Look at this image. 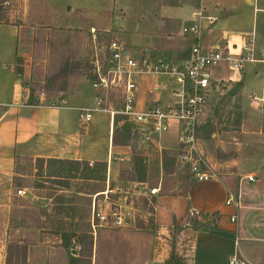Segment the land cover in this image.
<instances>
[{
  "label": "crops",
  "instance_id": "0c3cea01",
  "mask_svg": "<svg viewBox=\"0 0 264 264\" xmlns=\"http://www.w3.org/2000/svg\"><path fill=\"white\" fill-rule=\"evenodd\" d=\"M38 1L23 0L20 20L0 23V174H8L16 155H30L35 159H73L105 163V179L113 185V181L117 182L114 171L118 162L129 160L137 147V144L113 142L114 123L106 113L95 112L86 126H80V108L92 106L94 91L90 84L89 94L84 97L81 93L84 98L77 100L86 72L82 63H75L78 57L74 58L71 54L58 58L65 60L64 63L68 60L78 66L74 73L79 79L75 78L74 86L71 87L74 88L72 95H75V99L67 91L73 79L68 76L72 78L66 81V92L64 98L60 99L61 103L45 105L41 98L36 104L28 102L22 78L34 58L35 31L40 21H59L61 27L77 29L80 39H75L71 47L75 43L84 52H93H90L92 57L89 70L92 76L98 67H105L108 43L112 39L122 43L128 53L176 63L189 58L195 43L205 49H222L226 45L239 44L254 31L251 29L247 32L244 28L250 22H257L248 21L252 5L250 0H144L142 7L137 5L142 0H49L46 9L50 11L36 15ZM253 2L254 11L259 10L255 7L256 2L264 6V0ZM200 9L217 16V21L204 26L199 37L184 34L183 26L190 23L191 14ZM125 21H146L149 24L144 34L147 39L145 44L137 41L128 46L124 43ZM104 35L110 36V40L98 48ZM48 43L49 40L44 38L45 57L52 58L55 55L49 52ZM261 51L264 52V48ZM18 58L23 68L21 74L16 71ZM52 60L49 65L53 63ZM63 73L71 75L73 71L64 69ZM248 73L256 77L259 71L252 64L241 71L221 64L212 69V86L219 81L242 80L244 91L253 92L263 99L264 78L256 84L251 77L246 79ZM166 80V77H160L157 81L159 86L151 90L155 79L140 77L136 93L138 107L171 102V86L166 85ZM177 133V125L173 124L167 132L154 135L147 142L158 145L162 155L168 152L175 139L177 153ZM258 133L260 138L256 140L238 142L235 158L230 164L226 163L230 170L214 171L215 176L207 182H197L190 178L180 193L157 192L151 228H136L133 219L135 214H139L145 223L149 216L147 211L133 205L134 200L149 195L145 185L147 183L140 184L138 192H133L131 188L137 183L129 182L126 193L112 196L132 217L129 230L125 232L132 238V248H135L137 237L139 241L144 238V243L136 244L138 250H143L139 264H227L228 258L234 253L248 264H264V133L261 130ZM243 143H249V146L243 149ZM161 171L160 166L159 187L164 183ZM248 176H253L254 180L249 181ZM102 185L105 190V180ZM134 193L136 195H131ZM229 197L238 199L239 206L227 205L225 201ZM38 199L45 198L32 196V200ZM47 199L51 201V198ZM231 217L235 221H231ZM9 219V211L0 208L3 233L0 240V264L6 263L7 245L12 239L7 231L10 228L19 234L17 242L26 247V264H65L60 234L49 233L48 237L43 232V225L28 227L11 224L10 227ZM106 230L108 233L115 229H100L95 234L90 229L95 242L94 254L96 241L102 240L100 233ZM58 249L62 250L61 257H58Z\"/></svg>",
  "mask_w": 264,
  "mask_h": 264
},
{
  "label": "rangeland",
  "instance_id": "374dc122",
  "mask_svg": "<svg viewBox=\"0 0 264 264\" xmlns=\"http://www.w3.org/2000/svg\"><path fill=\"white\" fill-rule=\"evenodd\" d=\"M250 1L252 5H250L248 21L257 22L254 24L250 22V24L244 29H246L247 32L252 31L251 29H254V31L252 32L256 53L264 55L263 51H261L260 53V50H263L264 48V6L256 2L255 7L259 8V10L254 11V0ZM48 2L49 0L38 1L36 15H41V13H48L50 11L46 9V7L48 6ZM143 2L144 0H142V4L138 2L137 5L142 7ZM22 3L23 0H9L7 3L3 4L4 9L2 10V13L8 17L10 22H18L20 20V14L23 7ZM122 13L124 15L125 12L122 11ZM252 14H254V19H252ZM57 22L58 23L40 21V26H38L35 31L37 35L35 38L36 41L34 42V58L32 64H30V67L27 68V72L24 73L22 78L24 87L26 88V91L28 93L27 100L32 104L38 103L40 98L41 102L45 105H52L58 102L61 103L60 99L64 98L66 92L64 89L66 81L67 79H70L72 77L73 79L69 82L67 91L69 90L68 92H70L71 95L74 94V88L71 87L74 86L73 83L75 82V78L78 77V75L74 73V70L78 68V66L76 65L77 61L84 65V71L86 72L83 76L85 77V80H83L81 89L78 90L80 92V95L77 97V100H82L87 96V94H89L92 79V76L89 72L91 68L90 61L92 57V55L90 57V52L92 51L89 50L84 52V49H80V46L79 48L76 47L75 43L73 47H71L73 44L72 42H75V39H80V33L75 28L68 29L61 27L62 23H60L59 21ZM152 22L153 21H150V23ZM46 25L49 27H46ZM147 25L149 24L146 21H125V24L123 26L124 35L126 37L124 43L128 44V46L130 43L137 41L145 44L147 39L144 34L146 32ZM103 37L102 40L99 39L101 40V46H98V48H101L106 44V42L108 43V41L110 40V36L108 37L104 35ZM44 38L46 40H49V52L55 55L52 58L50 56L48 58L45 57ZM97 44H99V42ZM65 54L66 56H69V54H71L74 58L78 57L77 59H79H76V64H72L73 66L70 67V70L73 71L71 75L64 73H55L54 71V67L59 69V66L61 64L58 62H61L62 59L58 57H62ZM130 55L136 58L139 57V55L137 56L136 53H130ZM54 58L57 60L55 61ZM51 60L53 63L49 65ZM252 65L258 69L259 73L256 77L251 76L248 73V77L246 79L251 77L254 83L259 84L260 79L262 80L264 78V64L255 63ZM19 68L23 70L20 62ZM64 69H66V67H64ZM78 79L79 78H77V80ZM232 87L233 85L227 84V89H233ZM219 89H216L213 93L211 92L209 94L208 105L206 107L205 114L199 121V123L202 120L204 121L205 119H207L210 115H215L216 111L217 113H219V109L223 107V109L225 110L223 112L221 110L220 112L223 115L226 114V117L224 119H228L229 124H216L217 133L213 134V137L215 138L213 142L210 143L206 140H203L202 142V139H200L199 141H201L200 143L201 148L203 149L204 158L209 164V167L213 171L221 172L231 169L230 166H226V163L230 164V162L235 158L238 142L242 140H256L260 138L258 131L264 130L263 121L260 119L262 107L264 106V96L263 101L261 102L260 100L253 98L254 96L259 97L257 94L241 89L236 95H234L236 97L234 98V100L235 102L240 101V104L242 106L239 103L237 105H234L233 103L235 102L233 100L232 104L226 106V101H224V103L220 101L222 97L221 95H223L225 91L223 90V92H220L219 94V91H221ZM81 93L84 97L81 96ZM71 97L75 99V95H72ZM237 106H241V110H238ZM238 111H240L243 117L242 120H240L238 126L239 129L236 130V127L231 125L237 119ZM117 120L118 121L114 124V133H116V137L120 140L123 138L126 139V141L131 145L133 144L135 146L137 144V147L134 150L135 153L133 152V154L139 155L144 160V163L147 166V176H150V180L153 183L155 180L160 183L159 176L161 166V149H158V145L156 146L154 143L145 141L141 137V135L136 133L133 125L129 124L123 116L118 115ZM221 126H226L228 130H219ZM172 142L173 143L170 144L171 147L167 151L171 155H175L177 149L175 139H173ZM248 144L249 143H243V149L246 146H249ZM125 161L126 160L118 162L119 164H117L118 166L114 171V174L116 173V176H118L120 169H122V163ZM12 162L13 163L12 166L9 167L8 174H0V208L9 211L10 227L11 224H26L29 227L34 224L42 223L44 228L43 232H45V234L48 236L49 233L60 234L59 232L71 234V232L74 230V226H76L77 230L75 232V237L77 238H75V241L81 246V249L76 256H72L77 260L72 264H110L106 260L108 252L113 257H115L114 261L117 264L140 263V256H142L143 250H138L136 248V244L139 242L144 243L145 241L143 240L144 238H141L140 240L142 241H139V237H137L134 242L135 248H132V238H130L129 235L125 233L128 232L129 227L117 228L113 230L114 232L111 233H100V239H105L106 237L109 238V246L103 244V240L99 241V239H97L95 245V254L93 253V245L95 242H93V240L91 239L92 243L89 244L88 238L83 240V237H81V235H84L83 233L85 232V229L88 228L87 223L89 216L87 215L89 210V197L86 193H81L79 196L77 194V197H73L72 193H74V191L81 186H83L84 189H90L91 187L95 186H98L102 189L104 188L102 184L105 179L94 182L79 180L75 178H64V180H62L63 184L67 183V185L69 186L68 189H65L62 184L58 185L56 183L57 180L46 176V163H43V165H39L40 163L38 162V160L30 155H16L12 159ZM174 172L175 173L172 176H164L163 178L164 185H166L164 188L167 189V193L175 194L182 192V190L184 189L183 187L187 185L188 180H190L191 178L188 174L187 169L179 167L177 164L175 165ZM112 184L119 185L125 188H128L129 186L128 182H122L118 180L117 182L113 181ZM145 185L149 189V185ZM26 186H28L29 188ZM157 187L159 188V186ZM18 189H25V194L22 196L18 195ZM36 194L42 195L41 197L45 199L32 200V196H37ZM149 194L151 193L149 192ZM60 195H65V200L73 199V206H70L73 207L72 210H64V212H60L57 209L59 204L56 203V200H58L56 198H58ZM131 195H136V193ZM47 198H51V201L49 202ZM39 211L42 212L40 213ZM69 215L71 217H68ZM7 231L12 237L9 243L18 245L19 247L22 246V248L24 249L26 248L25 245L19 244L17 242L20 237L19 234L15 233V230L10 228ZM1 232L2 227L0 225V240L2 239L3 235V233ZM51 238L53 239V237ZM80 238H82L83 240V242L81 243L79 242ZM69 243L70 248H63V251L61 249H58V253L56 252L58 254V257H61V251L63 252V256L65 257V264L69 263L68 259L72 255L71 247L73 246V242L70 241ZM98 246L100 249L98 248ZM235 250H237V245L235 246ZM13 251L14 252L11 254V264H26L23 261L22 253H17L14 249Z\"/></svg>",
  "mask_w": 264,
  "mask_h": 264
},
{
  "label": "built area",
  "instance_id": "2783aa9c",
  "mask_svg": "<svg viewBox=\"0 0 264 264\" xmlns=\"http://www.w3.org/2000/svg\"><path fill=\"white\" fill-rule=\"evenodd\" d=\"M217 19V16L201 9L197 10L191 14V22L183 26L182 32L199 37L203 27L212 25ZM255 63L264 64V55L256 53L253 34L239 44L226 45L222 49H205L199 43H195L191 47L189 58L176 63L145 55L136 58L128 53L122 43L110 40L105 67H98L91 79V89L94 91L93 104L80 108L79 124L86 126L95 112L108 114L112 123L117 115H121L133 125L136 133L147 141L154 135L159 136L167 132L175 123L179 144L176 164L186 168L189 176L195 181L207 182L212 180L215 173L204 158L201 143L196 135V127L208 105L213 83L212 69L227 64L231 69L241 71ZM142 76L155 79L151 90L159 86L157 81L160 77H166V85L171 86L172 101L168 104L156 103L139 108L136 93L138 79ZM253 98L261 102L263 100L256 96ZM88 164L92 165L91 162ZM248 180L253 181L254 177L248 176ZM105 181V190L90 195L88 221L92 234L100 229L127 228L132 220L130 213L112 198L114 195L126 193L127 189L108 184V179ZM138 186L141 185L136 184L131 190L138 192ZM158 191V187L149 189L151 194ZM17 194L22 196L25 190L18 189ZM225 203L239 206L235 197H229ZM136 215L139 214L133 216L134 222ZM231 221H235V218L231 217ZM72 242L71 254L76 256L81 246L76 241ZM227 264L248 262L234 253L228 258Z\"/></svg>",
  "mask_w": 264,
  "mask_h": 264
},
{
  "label": "trees",
  "instance_id": "16d2710c",
  "mask_svg": "<svg viewBox=\"0 0 264 264\" xmlns=\"http://www.w3.org/2000/svg\"><path fill=\"white\" fill-rule=\"evenodd\" d=\"M9 0H0V23H8L9 19L6 15H4L2 13L3 8V4L7 3ZM190 56V54H189ZM65 60H61L59 69L56 70L55 73H62L63 74V69H64V65H66V69H70L72 65V63L68 62V60H66V63H64ZM19 62H21V59L18 58L17 59V67H16V71L21 74L22 69L19 68ZM92 76V74H91ZM227 84H231L233 85V89H227ZM244 87V83L242 80L240 81H219V82H215L212 86V93L216 90L219 89L223 92V90L225 91L223 95H221V99L220 101H222L224 103V101H226L225 105L228 106L229 104H232V102L234 100V98H236L234 95H236L238 93L239 90H243ZM226 99V100H224ZM233 100V101H232ZM239 100V99H238ZM237 101V99H236ZM240 104L239 102H235L233 103L234 105ZM241 105V104H240ZM242 106V105H241ZM241 106H237L238 110H241ZM225 108V107H224ZM215 110V109H214ZM222 112L225 110L222 108L219 109V113H215V115H210L207 119H205L204 121L202 120L196 127V135L197 138L200 140L202 139L208 142H213L215 140V138L213 137V134L217 133L216 131V124L217 125H223V124H229L228 123V119H224L226 117V114H221ZM213 112V111H212ZM118 116V115H117ZM117 116L115 117L114 120V124L118 121L117 120ZM121 116V115H120ZM243 115L240 113V111H238L237 113V119L235 120V122L231 125L236 127L235 129H239V123L240 120H242ZM260 119L263 121V125H264V106L262 107V112L260 114ZM225 120V121H224ZM129 123V122H128ZM130 124V123H129ZM127 130V129H126ZM219 130L222 131H227L228 128H226V126H221ZM264 133V130H262ZM127 137V136H126ZM112 140L114 143L117 144H124V145H128V142L126 141V139H118L116 137V133L113 132L112 134ZM201 142V141H200ZM176 157H177V153H175V155H171L169 152H163L161 155V169H162V173L164 174V176L170 175L175 171V165H176ZM38 162L40 163L39 165H43V163H46V176L49 178H53L56 181V183L62 184L63 187H65V189H68L69 186L67 185V183L62 182V180L68 179V178H75V179H79V180H87V181H100V180H104L105 179V175H106V164L103 162H94L92 163V165H89L87 161H79V160H73V159H54V158H48V159H43V158H37ZM147 166L144 163V160L142 159V157H140L139 155L136 154H132V156L130 157L129 160L125 161L122 163V169H120L118 176L116 177L118 181H122V182H133V183H137V184H143V183H147L149 185V189L152 187H157L158 182L157 180L154 181V183L150 180V176L148 175L147 172ZM166 185H164V183L161 185V187H159V191L160 193H167V189L164 188ZM28 187V186H26ZM29 188V187H28ZM103 188L101 189L98 186L95 187H91L90 189H84L83 186L79 187L77 190L74 191V193H72L73 197H77L81 194V193H86L88 194L89 197V201H88V206H89V210H88V215L89 216V212H90V195L96 193V192H100L102 191ZM173 194V193H170ZM38 197H41L42 195L40 194H36ZM65 195H60L58 198V200H56V203L59 204L57 209L60 212H64V210H72L73 206L72 202L73 199H64ZM133 205L136 207H140L142 210H145L149 213V216L147 218V221L144 223V221L142 219H140V217L138 215L135 216V222L134 225L136 228H151V225L153 224V215H154V206L156 205V196L155 194H149L148 196H143L140 197L139 200H134L133 201ZM40 213L42 211H39ZM68 217H71L70 215ZM89 220V219H88ZM19 226H27L26 224H18ZM41 225H43L42 223H38V224H34L31 226H37L40 227ZM87 229H85V232L83 233L84 235H81V237H83V240L88 238L89 239V244L92 243V236L90 234V226H89V221L87 223ZM77 227L74 226V230L71 232V234L69 233H61V244H63V248L64 249H68L70 248V241H75L77 237H75V232ZM105 233L107 232L104 231ZM114 232L113 230L110 231L109 233ZM82 238H80V243L83 242ZM103 244H106L109 246V238H103ZM115 248V247H113ZM13 249L15 250V252L19 253L21 252L23 255V261L26 262V248H22L19 247L18 245L9 243L7 245V253H6V263L5 264H11V254L14 252ZM107 261L110 264H117L114 259L115 257H113L109 252L107 254L106 257ZM69 263L68 264H72L73 262H76L77 260L74 259V257H72V255L69 257L68 259Z\"/></svg>",
  "mask_w": 264,
  "mask_h": 264
}]
</instances>
